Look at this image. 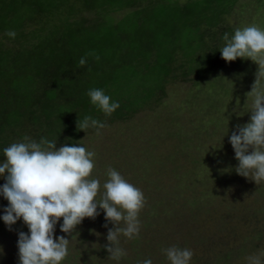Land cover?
<instances>
[{"label": "rangeland", "instance_id": "374dc122", "mask_svg": "<svg viewBox=\"0 0 264 264\" xmlns=\"http://www.w3.org/2000/svg\"><path fill=\"white\" fill-rule=\"evenodd\" d=\"M34 1L55 8L17 20L0 7V79L7 84L3 93L15 92L23 99L17 88L23 82L28 95L46 101L54 86L65 109L54 117L50 113L58 102L51 104L53 110L47 105L51 107L45 113L53 119L48 124L56 125L48 129L39 106H0V127L9 123L0 134V141L6 138L0 142V163L5 160L3 149L25 136L37 142L57 140V148L77 144L96 153L92 176L101 186L111 167L146 199L139 236H120L127 255L119 260L110 259L106 251L107 232L114 225L102 209L98 207L94 220L84 218L71 234L60 231L61 218L56 237L70 241L61 264H142L145 259L170 264L163 250L173 245L193 251L190 264H248L246 257L264 252V182L256 185L236 173L238 161L229 143L235 126L249 122L253 97L248 92L260 66L251 59L226 62L220 53L225 32L231 36L237 28L252 25L264 30V0H214L207 5L210 11H197L200 19L186 22L180 14L181 25L173 28L175 6L190 4L195 19L194 0ZM26 2L24 7L35 10ZM147 27L157 43L142 40H154L146 36ZM9 30L16 32L14 39L5 35ZM126 39L129 43L118 44L115 53L113 40ZM81 44L87 49L92 45L99 60L89 67L76 65L78 70L69 73ZM138 60L136 68L131 62ZM182 68L191 70L181 75ZM79 87L85 91L77 101ZM94 88L119 103L111 116L91 104L86 93ZM85 116L107 127L99 134L92 128L77 129L76 122ZM4 183L0 177V185ZM0 204L8 206L2 195ZM17 241L18 233L9 231V237L0 238V251L11 257L18 252Z\"/></svg>", "mask_w": 264, "mask_h": 264}, {"label": "clouds", "instance_id": "9594fccd", "mask_svg": "<svg viewBox=\"0 0 264 264\" xmlns=\"http://www.w3.org/2000/svg\"><path fill=\"white\" fill-rule=\"evenodd\" d=\"M5 35L14 39L16 32L9 30ZM222 39L225 43L220 53L226 62L251 59L260 66L248 92L253 97L249 122L236 125L229 136L238 161L236 173L258 185L264 182V30L256 25L246 26L237 28L231 36L225 32ZM88 55L99 60L98 55L88 53L79 59L80 67L87 65ZM86 94L105 116H111L120 106L103 89H90ZM76 125L84 132L96 129L97 134L107 127L105 122L91 116H85ZM56 145L57 140L41 138L37 142L25 136L21 142L3 149L5 160L0 163V177L5 183L0 185V195L8 206L0 219L9 229L22 219L29 230L27 234L18 233L19 264H61L69 254L70 241L65 236L54 237L56 224L62 218L60 231L71 234L84 218L94 220L100 214L98 207L103 210L105 220L114 225L106 237L109 258L121 259L127 253L120 246V236L127 239L139 236V214L146 204L144 193L111 167L101 186L100 180L92 176L96 168L94 151L77 144L58 148ZM103 226L107 228L108 224ZM163 251L170 264H190L194 255L191 249L175 245ZM246 260L248 264H264V252ZM142 264H152V260L145 259Z\"/></svg>", "mask_w": 264, "mask_h": 264}, {"label": "trees", "instance_id": "16d2710c", "mask_svg": "<svg viewBox=\"0 0 264 264\" xmlns=\"http://www.w3.org/2000/svg\"><path fill=\"white\" fill-rule=\"evenodd\" d=\"M214 0H194V6L196 5L197 6V8L195 9V19H194V16H191V14H193V12H192V10H190V8L188 9V6L190 5V4H188V5H186V6H184L183 8L181 7V5H178V6H175V8L177 9L176 10V12H173L174 13V15H175V17L174 18H176V20L174 21V22H172L171 23V28H173V27H178V26H180L181 24V21H180V14L182 15V16H185L186 17V22H188L190 19L192 20H196V18L198 17L199 19L201 18V16H198V15H200V14H198L197 13V11L199 12V11H202L201 9H202V7L204 8V10L205 9H207V11H210L209 9H208V7H207V5L208 4H210L211 2H213ZM25 2H26V0H4V1H2V5L0 6V7H2V8H4L5 10H7L8 12V14H16L17 15V17H19V18H16L17 20H23V19H27V18H32L33 17V14H36L37 15V12H36V10H38V11H44L45 9H46V7H48V6H44V5H42V4H39V3H36V1H34V0H31V2H26V3H28L29 5H34V7H35V10L32 8H29V7H24V4H25ZM224 2V1H223ZM223 2H221V3H223ZM60 3H62V2H60ZM64 3V2H63ZM200 3V4H199ZM220 3V5H221V7H223V9H224V6L222 5ZM55 8V6H49L48 8L49 9H54ZM181 7V8H180ZM187 9V10H186ZM33 10H34V12H33ZM181 10H182V12H181ZM189 10H190V13H189ZM187 13H189L188 15H187ZM23 17V18H22ZM51 25V24H50ZM176 25V26H175ZM51 26H53V25H51ZM186 26V25H185ZM146 30H145V32L147 33V37H149V36H154V40H147L146 38H143L142 40H146V41H153L152 43H157V41L155 40V35H154V33L152 32V30H150V27H147V28H145ZM194 29V27L192 26L191 28H189V30H193ZM148 31V32H147ZM109 34V33H108ZM107 34V35H108ZM161 38H164L163 37V35H161ZM112 41V40H111ZM127 41V42H126ZM126 41L125 42H116L115 40H113V43H115V45H116V49H117V51L115 52V53H119V46H118V44H121L122 45V47L123 46H125V45H127L128 43H129V41H128V39H126ZM161 42V41H160ZM130 47H134V44H133V46L130 44ZM80 49V51L79 52H77L78 50ZM79 49L75 52V54H74V59L71 61L72 63H73V65H75L73 68L74 69H70L68 72L69 73H72V72H76L78 69L76 68V65H78V61H79V59L82 57V56H85L86 54H88V53H92V51H93V49H92V45L89 47V49H87L86 48V46L85 45H82L81 44V46H79ZM121 51V50H120ZM114 57V56H113ZM115 58H117V56L115 57ZM139 60L137 61V62H131V63H138L139 64ZM94 65V64H96V61H95V58H94V56L93 55H88L87 56V65L85 66V67H89L90 65ZM138 64L136 65V68L138 67ZM66 69H68V68H65V69H63V71H65ZM187 70H191L190 68H188V69H184V68H182V69H180V73H181V75H185V72H188ZM203 77H204V75L203 76H201V79L203 80ZM67 79H70L71 77H66ZM71 80V79H70ZM2 81H1V79H0V83H1ZM71 82V81H70ZM2 85H0V101H1V103H3L5 100H6V102L5 103H3V104H0V106H3L4 104L5 105H11V106H22V105H24V104H28L27 106L28 107H30V108H32V107H35V109L37 108L36 106H39V109H40V114H43V113H45L46 112V110L48 111L49 109H50V107L52 106L51 104H55V102L57 101L58 102V104L57 105H55L56 107H57V109L54 107V106H52V110L55 108V110L53 111V113H50L51 115H53L54 117L55 116H57L56 114H57V111L59 110V109H62V110H64L65 108L64 107H62L61 106V103L59 102V99H60V97H58L57 95H59V94H57L55 91L57 90L56 88H54V86H52V87H50L51 88V90L50 91H48V93H47V96L49 97L48 99H46V101H45V99L44 100H40L36 95H35V93H31V94H29V95H31V96H29L28 95V92H27V90L26 91H24L23 89H22V87H23V82H20L19 84H17L18 85V89L20 90V94H22V96H24V98L23 99H20L19 97H21L20 95H18L17 93H13V94H11V93H9V94H6V93H3V88H5V86L7 85L6 83H1ZM82 84V83H81ZM62 85L63 86H66V82L64 83V81L62 82ZM58 87H59V91L60 92H64V88H62V87H60L59 85H58ZM44 91V90H43ZM84 91H85V89H83L82 88V90L80 91V87L78 88V91H76L75 92V96H76V100L78 101V100H80V97L84 94ZM81 92H83V94H80ZM4 95H5V99H4ZM32 96H36L34 99H32L31 97ZM31 98V99H30ZM37 98H38V100H37ZM4 99V100H3ZM20 99V100H19ZM53 99V101H51ZM11 100V101H10ZM47 105H51V106H49V107H47ZM41 116V115H40ZM34 117H35V115H34ZM45 117V119L47 120V122H46V120H44V121H42V124L44 125V126H46V128H48V129H50L51 127H56V125L55 124H48L50 121H53V119L51 120L50 119V116L49 115H46V113L45 114H43V117L42 118H44ZM38 120V119H37ZM3 124V123H2ZM5 125H9V123L7 122L6 124H4L3 126H1L0 127V134L2 133V134H4V133H6V132H2L3 131V129L5 128ZM59 126H63V125H59ZM6 141V138H4V139H2L0 142H5ZM4 205L3 204H0V216H3L4 215V212H3V209H4V207H3ZM11 230H13V232H17V233H19V232H21V231H23L24 233H28V227H26V226H23V225H21L20 224V222H19V220L14 224V225H12L11 226V229H9V226H7V225H5V223L3 222V220L2 219H0V238L2 237V236H6V237H9V231H11ZM56 234H57V231L55 230V233H54V237H56ZM104 251V250H103ZM103 253H105V252H103ZM15 254H18V252H16ZM15 254L14 255H11V257H10V255H8V254H3L2 253V251H0V264H19V261L18 260H13L16 256H15ZM11 258H12V260H11ZM10 260V261H9ZM83 262H84V260H83ZM87 261H85V263H86ZM86 264H88V262L86 263Z\"/></svg>", "mask_w": 264, "mask_h": 264}]
</instances>
